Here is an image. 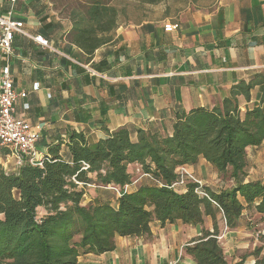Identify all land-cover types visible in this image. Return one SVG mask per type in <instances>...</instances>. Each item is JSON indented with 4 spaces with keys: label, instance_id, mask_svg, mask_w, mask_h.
I'll return each mask as SVG.
<instances>
[{
    "label": "crops",
    "instance_id": "1",
    "mask_svg": "<svg viewBox=\"0 0 264 264\" xmlns=\"http://www.w3.org/2000/svg\"><path fill=\"white\" fill-rule=\"evenodd\" d=\"M72 1L0 0V16L12 12L29 37H41L55 50L16 34L11 54L0 52V73L8 66L13 89L26 94L15 103V117L37 130L35 149L40 158L49 157V147L63 142L70 132L83 133L90 143L122 127L132 132V141L137 130L171 135L180 113L210 109L238 83L264 79V0H215L212 9L185 10L176 20L122 13L112 42L90 57L68 37ZM249 98L239 96L242 112L264 101V84L256 85ZM259 158L264 159V143L248 149L246 179L264 184ZM0 164L7 171L16 169L12 154L4 156L1 147ZM185 169L206 188L225 186L203 159ZM128 170L135 176L128 191L153 184L139 166ZM101 192L94 189V199L104 198ZM257 217L264 216L243 211L238 226L227 229L219 216L225 260L233 264L242 260L240 250L249 247L246 239L251 235L247 222ZM202 231L213 233L211 218L199 227L154 221L149 235L117 238L111 252L82 255L77 264H196L186 247Z\"/></svg>",
    "mask_w": 264,
    "mask_h": 264
},
{
    "label": "trees",
    "instance_id": "2",
    "mask_svg": "<svg viewBox=\"0 0 264 264\" xmlns=\"http://www.w3.org/2000/svg\"><path fill=\"white\" fill-rule=\"evenodd\" d=\"M164 1L135 0L141 7ZM70 4L69 40L90 57L112 42L124 12L115 0ZM262 84L264 79L240 82L221 104L180 113L171 135L137 130L132 141L122 127L90 143L83 133L70 132L49 147L41 166L24 163L7 171L0 164V264H77L82 255L111 252L117 238L149 235L154 221L199 227L205 218L212 219L213 233L202 231L186 252L196 264H228L218 240L219 216L227 229L238 226L243 211L264 216V184L246 179L247 151L264 143V101L242 112L238 99L249 101ZM200 159L225 188L176 185L178 170ZM131 165L153 184L128 191L135 178ZM90 186L104 198L84 203Z\"/></svg>",
    "mask_w": 264,
    "mask_h": 264
},
{
    "label": "built area",
    "instance_id": "3",
    "mask_svg": "<svg viewBox=\"0 0 264 264\" xmlns=\"http://www.w3.org/2000/svg\"><path fill=\"white\" fill-rule=\"evenodd\" d=\"M15 0H10L14 3ZM166 30L176 29L174 26H165ZM16 34H21L27 38L33 39L34 42L55 51L48 42L41 37H29L22 28V23L14 21L12 12H8L5 16H0V52L8 57L12 52V41ZM37 87V86H36ZM36 89V88H35ZM26 94L16 92L13 89L12 79L9 73V67L5 66L0 73V147L10 150L14 157L16 169L24 165V163L31 166H41V158L38 157L35 145L39 139L36 129H32L30 125L15 117L16 106L15 103L20 98H25ZM179 181L176 185H183L190 181L199 186L201 181L196 179L193 174L182 167L178 170ZM126 190V188H125ZM202 194V193H200ZM256 236H264V223L259 227ZM219 240V237H218Z\"/></svg>",
    "mask_w": 264,
    "mask_h": 264
},
{
    "label": "rangeland",
    "instance_id": "4",
    "mask_svg": "<svg viewBox=\"0 0 264 264\" xmlns=\"http://www.w3.org/2000/svg\"><path fill=\"white\" fill-rule=\"evenodd\" d=\"M118 7L130 16H137L139 18H152L160 19L168 16L176 20L185 10H210L215 7V0H165L161 4L156 6L141 7L138 4L131 0H119ZM257 165L259 166L260 173L264 175V159H258ZM9 171V170H8ZM257 171V172H258ZM202 183V182H201ZM94 187H86L85 192L86 196L84 197V203H87L89 200L92 201L94 198ZM248 227H250V237L248 240V248L240 250L243 251L240 256H242L243 264H264V236H256L259 227L264 223V220L259 217L251 219V222H247ZM260 250L258 258L255 257V254ZM245 254V255H244ZM250 258H249V257ZM228 264H233L231 260L227 258ZM238 263V262H237Z\"/></svg>",
    "mask_w": 264,
    "mask_h": 264
}]
</instances>
